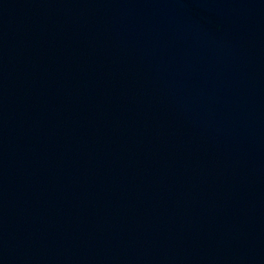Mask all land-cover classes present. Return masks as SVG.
Segmentation results:
<instances>
[{"label":"water","instance_id":"95a60500","mask_svg":"<svg viewBox=\"0 0 264 264\" xmlns=\"http://www.w3.org/2000/svg\"><path fill=\"white\" fill-rule=\"evenodd\" d=\"M0 264H264V0H0Z\"/></svg>","mask_w":264,"mask_h":264}]
</instances>
